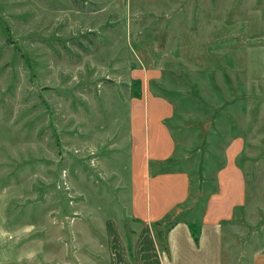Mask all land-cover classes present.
Listing matches in <instances>:
<instances>
[{"label": "rangeland", "instance_id": "rangeland-1", "mask_svg": "<svg viewBox=\"0 0 264 264\" xmlns=\"http://www.w3.org/2000/svg\"><path fill=\"white\" fill-rule=\"evenodd\" d=\"M136 203L264 264V0H0V264H108Z\"/></svg>", "mask_w": 264, "mask_h": 264}, {"label": "crops", "instance_id": "crops-1", "mask_svg": "<svg viewBox=\"0 0 264 264\" xmlns=\"http://www.w3.org/2000/svg\"><path fill=\"white\" fill-rule=\"evenodd\" d=\"M249 69L248 77L251 78L253 70ZM160 201L159 198L158 204ZM132 209L134 214L131 218L142 214L144 222L139 229L129 231L131 235L129 232L122 235L115 231L105 236L108 264H224L223 228L219 223L224 215L209 208L197 226L199 229H195L193 225L195 232L198 231L197 238L190 227L192 223L195 224L194 221L188 219L178 221L168 229L166 249H162L152 230L151 221L155 219L154 213H147V210L143 213L145 209L138 207L137 203ZM166 210L165 208L158 216L163 217ZM128 244L131 245L132 254L127 251Z\"/></svg>", "mask_w": 264, "mask_h": 264}, {"label": "trees", "instance_id": "trees-1", "mask_svg": "<svg viewBox=\"0 0 264 264\" xmlns=\"http://www.w3.org/2000/svg\"><path fill=\"white\" fill-rule=\"evenodd\" d=\"M191 229H192L193 235L195 236V238H197V235H196V232L194 230V227H191Z\"/></svg>", "mask_w": 264, "mask_h": 264}]
</instances>
